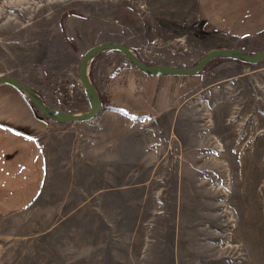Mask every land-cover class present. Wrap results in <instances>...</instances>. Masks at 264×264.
<instances>
[{
	"label": "rangeland",
	"instance_id": "374dc122",
	"mask_svg": "<svg viewBox=\"0 0 264 264\" xmlns=\"http://www.w3.org/2000/svg\"><path fill=\"white\" fill-rule=\"evenodd\" d=\"M225 1L214 25L203 0H0V76L84 113L78 63L105 41L174 67L212 48L263 50L264 29H246L245 17L232 25L236 2ZM90 65L98 94H120L136 113L44 131L21 92L0 84V123L33 129L46 159L36 200L0 216V264H264V62L215 59L163 83L118 52ZM136 93L148 96L142 111Z\"/></svg>",
	"mask_w": 264,
	"mask_h": 264
},
{
	"label": "crops",
	"instance_id": "0c3cea01",
	"mask_svg": "<svg viewBox=\"0 0 264 264\" xmlns=\"http://www.w3.org/2000/svg\"><path fill=\"white\" fill-rule=\"evenodd\" d=\"M204 5L201 6V15L203 17H209L212 19L214 14L216 17L213 18V24H220L221 17L220 12L217 11L221 7V0H203ZM233 4L236 2V9H233L232 14L228 17H231L232 20H229L231 24L236 25L237 20H241L244 17L245 20L243 27L251 28L252 30L264 29V4H261L259 0H228ZM253 2H256L255 4ZM200 3V0H199ZM229 2L225 1L224 5H228ZM211 13V14H208ZM238 17V18H235ZM234 18V21H233ZM242 21V20H241ZM240 21V22H241ZM232 27L230 30L237 31V27ZM221 31V30H220ZM146 76V75H145ZM166 76V75H165ZM141 78V81L146 80V78ZM160 81L164 82V76L159 77ZM162 78V79H161ZM148 81V80H147ZM192 82V81H191ZM191 82L186 79L184 81V86L189 87ZM175 80L168 81V85L173 88ZM142 87L140 86L139 89ZM139 104L141 100H146L147 95H139ZM135 94V95H136ZM134 95V96H135ZM115 96V97H114ZM142 96V97H141ZM120 94H114L112 100L106 106H103V110L97 116H106L112 113L118 114H128L136 113L135 107H130L128 100L121 99ZM141 97V98H139ZM123 98V97H122ZM155 103L158 101L154 100ZM157 104V103H156ZM127 108H125V107ZM162 110H165V107H168V104L161 105ZM149 107H153L150 106ZM138 111H142V107H139ZM156 105L154 106V109ZM136 110V111H135ZM161 111V110H160ZM156 112V110H155ZM108 113V114H107ZM152 115V114H151ZM96 116V117H97ZM29 120V119H28ZM91 121V120H90ZM35 121L30 119L31 125ZM88 122V121H87ZM24 129L23 127L13 126L9 123H0V216H7L8 214L16 213L21 211L23 208L29 206L32 202L36 200V197L41 193L44 187V179L46 175V159L45 154L43 153L40 140L33 135L30 131ZM91 137L96 138V143L98 142L100 136H103L102 132H98L96 129L95 133L90 132ZM114 134V132L112 133ZM124 138V142L128 141V144L135 145L136 137L135 132L126 131V129H121L119 131V136ZM127 135V137H126ZM103 142V139H101ZM99 147V146H98ZM134 149V148H132Z\"/></svg>",
	"mask_w": 264,
	"mask_h": 264
},
{
	"label": "water",
	"instance_id": "95a60500",
	"mask_svg": "<svg viewBox=\"0 0 264 264\" xmlns=\"http://www.w3.org/2000/svg\"><path fill=\"white\" fill-rule=\"evenodd\" d=\"M115 51L124 55V57L140 72L147 76H194L204 70L212 60L228 59L240 61L247 65H257L264 62V49L252 54L246 53L240 49L230 48H212L209 49L202 57H200L194 65L189 67H174L166 64L146 63L142 61L136 54L122 43L108 42L100 43L90 47L80 58L78 63V79L80 80L84 94L88 101V111L84 113H71L66 111L55 110L47 107L41 98L37 96L31 87L22 81L8 75L0 76V84L6 83L12 86L27 99L31 108L35 110L34 115L39 120H47L52 123H78L87 122L96 117L102 110V100L97 89L89 77V69L91 61L105 52Z\"/></svg>",
	"mask_w": 264,
	"mask_h": 264
},
{
	"label": "trees",
	"instance_id": "16d2710c",
	"mask_svg": "<svg viewBox=\"0 0 264 264\" xmlns=\"http://www.w3.org/2000/svg\"><path fill=\"white\" fill-rule=\"evenodd\" d=\"M112 52H115V51H110V52H107V53H112ZM219 60H228V59H219ZM205 70V69H204ZM204 70H202L201 72H203ZM144 75V74H143ZM101 96V95H100ZM101 99H102V106H106L109 102H111L112 100H111V97L110 96H108V94H106V96H105V99L101 96ZM112 103V102H111ZM35 117V116H34ZM36 118V117H35ZM44 121H45V128H44V131H46V130H49V128H50V126L48 127V123H49V121H47V120H45V119H43ZM40 121L41 120H39V119H37L36 118V125L38 124V123H40ZM51 124H53V123H51ZM48 127V128H47Z\"/></svg>",
	"mask_w": 264,
	"mask_h": 264
}]
</instances>
